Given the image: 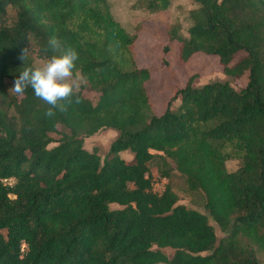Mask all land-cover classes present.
<instances>
[{
  "label": "trees",
  "instance_id": "16d2710c",
  "mask_svg": "<svg viewBox=\"0 0 264 264\" xmlns=\"http://www.w3.org/2000/svg\"><path fill=\"white\" fill-rule=\"evenodd\" d=\"M192 1L186 35L166 29L178 59L215 55L225 74L246 78L195 85L190 74L155 113L136 31L108 0H0V264H264V0ZM52 36L77 51L82 81L81 102L49 118L31 88L19 96L7 84L22 50L34 64L52 54ZM107 127L116 135L100 157L83 137ZM227 159L238 163L229 170ZM151 161L167 179L160 191ZM173 169L202 192L207 213L178 202Z\"/></svg>",
  "mask_w": 264,
  "mask_h": 264
},
{
  "label": "rangeland",
  "instance_id": "374dc122",
  "mask_svg": "<svg viewBox=\"0 0 264 264\" xmlns=\"http://www.w3.org/2000/svg\"><path fill=\"white\" fill-rule=\"evenodd\" d=\"M110 10L115 19L128 31H136L134 41L135 62L140 66H147L150 71V77L145 81L144 85L149 96L152 109L155 113H159L165 105L166 100L171 95L173 89L184 84L190 74H194L192 83L200 84L208 80H230L233 86L238 87L243 84L246 74L241 77L232 79L230 75L225 74L216 60L215 55L205 54L203 52L192 53L187 61L181 62L177 57L178 39L174 37L169 39L166 29L170 24H176L178 32L182 36L186 35V26L189 24L187 16L188 9L193 7L195 2L192 0H171L169 6L165 9L150 12L144 7V0H108ZM168 44V49L163 50V45ZM161 56L165 58V62H161ZM45 57H34L33 63L39 65ZM73 76L78 81L82 78L78 72H73ZM7 87L11 89L10 83ZM173 102H177L175 99ZM116 135V130L112 128H101L91 135L83 137V146L87 149H96L100 157L107 152V147L111 139ZM53 138L57 134L52 132ZM54 142H50L48 146ZM120 155L126 159L131 157L128 150L120 151ZM235 159H227L225 166L232 169L237 165ZM149 170L152 178L160 179L155 169V163H149ZM167 181V179H165ZM169 181L177 193L178 202H182L188 206L196 208L207 213L203 206V194L200 190L190 191L185 187L182 175L173 169ZM114 206L115 203H111ZM209 223L214 226L217 236L221 231L217 225L208 218ZM167 252L169 247H163ZM157 264H163L159 262Z\"/></svg>",
  "mask_w": 264,
  "mask_h": 264
},
{
  "label": "clouds",
  "instance_id": "9594fccd",
  "mask_svg": "<svg viewBox=\"0 0 264 264\" xmlns=\"http://www.w3.org/2000/svg\"><path fill=\"white\" fill-rule=\"evenodd\" d=\"M45 51L52 54L36 65L29 62V50H22L19 57L22 67L10 90L22 96L31 88L35 97L49 106L44 114L51 118L56 115V110L63 112L73 103L81 102L79 96L73 100L74 92L80 86V81L73 76L79 55L74 48L62 47L56 36L49 37Z\"/></svg>",
  "mask_w": 264,
  "mask_h": 264
},
{
  "label": "built area",
  "instance_id": "2783aa9c",
  "mask_svg": "<svg viewBox=\"0 0 264 264\" xmlns=\"http://www.w3.org/2000/svg\"><path fill=\"white\" fill-rule=\"evenodd\" d=\"M165 177H160L159 180H156V178H152L151 180V188L152 190L160 191L163 188V184L166 182ZM19 255L23 253V251L26 249V244L24 240H20L19 242Z\"/></svg>",
  "mask_w": 264,
  "mask_h": 264
}]
</instances>
